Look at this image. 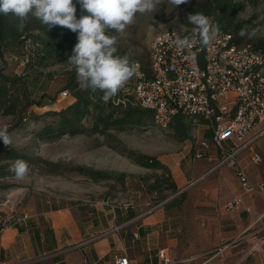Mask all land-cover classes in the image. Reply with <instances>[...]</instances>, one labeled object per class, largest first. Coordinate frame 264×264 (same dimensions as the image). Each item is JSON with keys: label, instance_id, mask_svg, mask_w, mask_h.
<instances>
[{"label": "crops", "instance_id": "1", "mask_svg": "<svg viewBox=\"0 0 264 264\" xmlns=\"http://www.w3.org/2000/svg\"><path fill=\"white\" fill-rule=\"evenodd\" d=\"M263 128L264 122L256 125L248 139ZM252 144L260 162H250L249 147L238 157L258 185L264 183V133ZM158 158L172 171L178 192L170 197L179 196L177 204L149 212L106 204L87 221L68 203L18 205L9 223L0 225V264H115L121 255L131 264H261L247 251L252 232L264 237V195L244 191L234 167L215 168L221 152L213 143L202 159L194 157L192 140ZM237 196L239 209H226Z\"/></svg>", "mask_w": 264, "mask_h": 264}, {"label": "rangeland", "instance_id": "2", "mask_svg": "<svg viewBox=\"0 0 264 264\" xmlns=\"http://www.w3.org/2000/svg\"><path fill=\"white\" fill-rule=\"evenodd\" d=\"M202 1L189 0L188 3L176 8L164 4L158 6L154 13H137L135 23L127 29V37L136 43L134 49L146 60L149 56L151 40L158 33L164 30H173L180 34L191 31V26H184V30H181L182 21L188 15L190 7ZM246 2L247 7L240 15V19L248 21L245 29L249 32L253 29L257 30V34L251 39H264V0H246ZM30 45V41H27L26 45L19 48L18 58L9 56L8 73H23L28 61L27 55L31 53ZM64 68L65 64H56L46 71L61 72ZM48 85V92L54 95L61 89L63 78L56 75ZM134 88L135 81L132 83L128 81L123 91L135 97ZM40 92L42 93V90ZM72 98L71 96L60 98L59 102L57 100V103L50 106L35 105L31 111L43 114L48 110H60L69 105ZM45 121V118L28 119L23 121L25 124L19 126L18 116L0 114V125H7L8 129H12L13 144L17 148L54 163V166L40 162L30 164L29 177L23 181L17 180L15 176L7 178L6 181L10 186L0 190V225L9 223L7 218L18 205L28 206L30 203L45 200L68 203L74 209L75 215L84 221L98 216L99 209L106 204L123 208L134 205L133 210L141 209L149 212L153 206L162 201H171L170 196L173 194L171 191L164 190L163 187L162 190L157 191L148 189V184L154 180L152 176L162 173L161 170L145 168L133 162L109 147L106 138L100 134L63 135L54 140H38L34 131ZM84 123L90 125L88 120ZM210 130L208 127L204 130L202 127L199 128V125L196 126V140L206 138L205 134ZM113 133L118 140L111 138L109 140L111 145L156 157L176 153L186 142H191V140H177L170 128L164 129L155 123L150 128L127 127L124 130H114ZM79 166L115 171L117 174L113 179L94 182L85 173L75 170ZM120 173H125L121 181L118 179Z\"/></svg>", "mask_w": 264, "mask_h": 264}, {"label": "trees", "instance_id": "3", "mask_svg": "<svg viewBox=\"0 0 264 264\" xmlns=\"http://www.w3.org/2000/svg\"><path fill=\"white\" fill-rule=\"evenodd\" d=\"M246 7V0H203L191 6L188 15L196 12L203 13L218 24L220 29L233 34L235 43L248 44L255 50L264 52V39L253 40L239 35L240 30L245 29L248 24V21L240 19ZM76 8L77 18L87 14L82 12L78 3ZM188 15L184 17L182 24L191 26L192 29L193 26L187 21ZM16 23V18L11 14L0 15V114L18 116L19 126L25 124L23 121L28 119L45 118V123L34 131L35 137L41 141L54 140L63 135L100 134L106 138V144L109 147L133 162L145 168L162 171L152 176L154 180L148 184L149 190L157 191L164 188L173 194L178 192L171 169L158 157L128 148L121 149L109 142L111 138L118 140L113 133L114 130H124L127 127L150 128L155 123L153 111L141 107L135 97L125 93L124 89L107 104L100 100L102 95L100 91L93 93L79 90L75 71L69 70V65L66 63L77 43L76 33L60 26L47 30L35 18H30L22 31L16 28ZM180 35L190 37L191 31ZM27 41H30L32 49L27 55L28 61L23 73H8L9 56L17 55L19 48L26 45ZM134 44L136 43L132 39L122 38L117 45V54H128L131 63L135 66L139 65L143 72L150 75V52L148 58L144 60L142 54L134 49ZM56 64H65L64 70L61 72L46 71ZM56 75L63 78V85L59 91L51 95L47 87ZM129 81L130 83L136 82V73ZM63 91H68L74 98L73 102L66 107L60 110H48L43 114L31 111L35 105L44 107L57 103L58 96ZM87 120L90 122V127L84 123ZM199 124H204V122L179 113L173 117L168 128L179 141H195V129ZM8 131L12 134L11 128ZM205 137L207 139L211 137L210 131L206 132ZM18 159L27 161L29 165L40 162L54 166V163L24 152L14 144L11 147H5L0 140V190L10 186L6 180L14 174L9 171V168ZM75 170L85 173L94 182L113 179L117 174L115 171L97 170L86 166H79ZM124 176L125 173H120L118 179L121 181ZM180 196L182 197L183 193ZM178 201L179 196L168 201L166 205H175Z\"/></svg>", "mask_w": 264, "mask_h": 264}, {"label": "built area", "instance_id": "4", "mask_svg": "<svg viewBox=\"0 0 264 264\" xmlns=\"http://www.w3.org/2000/svg\"><path fill=\"white\" fill-rule=\"evenodd\" d=\"M178 37L182 38L178 32L164 30L151 40L150 75L139 65L135 66L136 102L151 109L155 124L164 129L179 113L203 121L211 129L212 139L196 140L194 157L204 158L213 143L221 152L215 168L234 167L244 191L264 195V183L253 185L238 157L244 147H249L250 162L262 160L252 142L264 133V128L251 139L248 136L256 125L264 122V52L248 44L235 43L233 34L222 29L217 40L207 47L200 44L193 28L190 35L193 42L189 47L178 48L172 42ZM59 95L58 102L71 96L68 91ZM230 140L233 144L227 147ZM241 203L242 197L237 196L225 207L236 210ZM247 254L257 255L264 264V237L257 232L251 234ZM160 256L164 257L163 251ZM115 264H131V261L128 255H121L116 257Z\"/></svg>", "mask_w": 264, "mask_h": 264}, {"label": "clouds", "instance_id": "5", "mask_svg": "<svg viewBox=\"0 0 264 264\" xmlns=\"http://www.w3.org/2000/svg\"><path fill=\"white\" fill-rule=\"evenodd\" d=\"M189 0H0V15L11 14L16 18V28L22 31L30 18L39 20L51 30L56 26L76 33L77 43L67 59L69 70H74L81 91L102 93L100 100L107 104L118 95L135 74V65L128 54L118 55L119 41L126 38L127 29L135 23L137 13L157 11L158 6L171 5L174 8ZM87 14L76 16V4ZM198 34L202 46L212 45L218 38V24L203 13L196 12L187 17ZM184 30V26H181ZM111 33V34H110ZM257 34L253 29H241L239 35L251 39ZM178 48H187L193 42L191 37H178L172 41ZM0 140L5 147L13 145L12 134L7 125H0ZM15 178L23 181L29 177L27 161L16 160L9 168Z\"/></svg>", "mask_w": 264, "mask_h": 264}, {"label": "water", "instance_id": "6", "mask_svg": "<svg viewBox=\"0 0 264 264\" xmlns=\"http://www.w3.org/2000/svg\"><path fill=\"white\" fill-rule=\"evenodd\" d=\"M105 198H107V197H105Z\"/></svg>", "mask_w": 264, "mask_h": 264}]
</instances>
